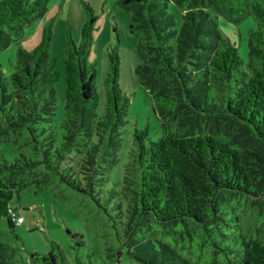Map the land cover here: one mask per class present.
<instances>
[{
    "label": "trees",
    "instance_id": "obj_1",
    "mask_svg": "<svg viewBox=\"0 0 264 264\" xmlns=\"http://www.w3.org/2000/svg\"><path fill=\"white\" fill-rule=\"evenodd\" d=\"M117 3L132 12L138 79L164 133L146 140L147 129L135 130L122 186L110 191L118 193L111 218L126 254L136 264H264V0ZM48 4L0 0V52L25 38V27ZM84 5L89 18L81 40L68 30L60 124L52 25L33 47L18 48L8 76L0 62V145L8 150L0 152V218L10 227L16 223L9 207L16 210L12 201L29 184L41 189L57 180L100 204L119 160L130 103L120 85V54L118 46L108 49L99 112L98 69L88 59L96 16ZM171 5L180 10V23ZM221 14L233 22L256 18L249 70L241 69L236 45L219 29ZM64 259L56 242L28 256L29 264ZM18 263L17 247L0 240V264Z\"/></svg>",
    "mask_w": 264,
    "mask_h": 264
},
{
    "label": "rangeland",
    "instance_id": "obj_2",
    "mask_svg": "<svg viewBox=\"0 0 264 264\" xmlns=\"http://www.w3.org/2000/svg\"><path fill=\"white\" fill-rule=\"evenodd\" d=\"M84 2L91 6L96 16L88 59L95 62L98 69L96 84L99 112L106 101L108 49L115 46H118L121 60L120 85L130 99L123 125L119 160L109 172L100 194V204L91 196L57 180L41 189L35 184H29L15 196L12 204L18 214L27 216V220L10 227L6 218H0V240L17 247L18 264H29L28 256L32 251L48 252L52 242L58 243L64 250L65 259L61 264H117L118 261L120 264H136L126 254L125 245L113 226L111 216L117 213L114 201L118 193L112 195L110 191L122 186L125 165L134 146L135 130L147 129L146 140H156L164 133L162 120L156 114L151 93L138 79V37L130 30L132 12L120 6L117 0H49L48 11L25 27V38L0 52V62L8 76L17 62L18 48L33 47L40 41L44 26L48 23L52 25L50 55L56 58V68L61 72L59 80L55 83L56 123L60 124L64 116V65L67 57L68 30L75 41L81 40L82 26L89 18V11ZM170 9L175 12L180 23V10L174 5H171ZM217 23L222 35L236 45L241 57V69L249 70L248 34L257 23L254 15L233 22L221 14L217 17ZM2 145L0 152H7L6 147L3 148ZM31 145L27 144L29 147ZM32 215H35L34 222H31ZM78 240L82 243L79 246L76 245ZM119 249H122V254H117Z\"/></svg>",
    "mask_w": 264,
    "mask_h": 264
},
{
    "label": "built area",
    "instance_id": "obj_3",
    "mask_svg": "<svg viewBox=\"0 0 264 264\" xmlns=\"http://www.w3.org/2000/svg\"><path fill=\"white\" fill-rule=\"evenodd\" d=\"M9 212L11 213V215L13 216V219L15 220L16 224H20L22 222H24L25 217L24 215H20L16 212V210L11 206L9 207Z\"/></svg>",
    "mask_w": 264,
    "mask_h": 264
},
{
    "label": "crops",
    "instance_id": "obj_4",
    "mask_svg": "<svg viewBox=\"0 0 264 264\" xmlns=\"http://www.w3.org/2000/svg\"><path fill=\"white\" fill-rule=\"evenodd\" d=\"M20 215H22V214H20ZM27 220V216L25 217V220H24V222ZM36 219H35V215H32V217H31V222H34ZM24 222H22V223H24Z\"/></svg>",
    "mask_w": 264,
    "mask_h": 264
}]
</instances>
